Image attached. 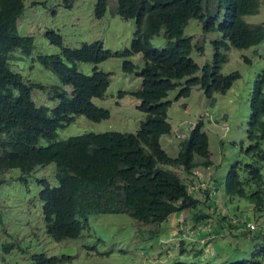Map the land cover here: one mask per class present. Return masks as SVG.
I'll use <instances>...</instances> for the list:
<instances>
[{"label": "trees", "instance_id": "16d2710c", "mask_svg": "<svg viewBox=\"0 0 264 264\" xmlns=\"http://www.w3.org/2000/svg\"><path fill=\"white\" fill-rule=\"evenodd\" d=\"M24 1L0 0V187L7 183L4 177L8 172L14 175L12 171H20L18 180L13 182L27 186L36 167L54 164L57 186L52 187L45 178L36 181L45 232L54 242L76 240L83 229L89 228L88 217L101 214H125L142 224L159 225L171 214L178 213L176 225L180 229L173 239L180 255L189 243L187 240L201 239L205 230H210L204 226L202 231L198 229L197 237L192 233L191 237L182 235V227L187 228L183 211L191 214L194 223L213 220L237 230L239 227L227 218L228 213H220L213 176L203 190L207 200L204 211L198 208L195 189L176 173L161 168L168 166L189 175L198 167L213 166L202 122L194 125L180 142L174 159L162 150L159 139L171 132L167 120L170 103L163 102L170 91L181 88L178 99L189 97L191 90L198 88L212 100L215 93L225 94L240 78L237 72L222 75L220 70L226 62L225 51L229 46L243 50L264 40L263 25L244 21L245 16L257 13L259 1L215 0L216 7L210 10V0H117L113 13L123 20L134 21L136 26L129 49L117 52L105 50L100 41L83 43L76 49L63 48L61 37L47 31L46 39L61 51L40 55L37 61L62 85L70 86V93L55 86L48 88L26 82L11 70L12 52L19 49L29 57L33 49L32 38L19 35L16 28ZM106 6L107 0H97L96 19L104 16ZM191 19L200 22L203 33L216 32L222 37L220 42L212 44V61L202 67L191 58V38L183 35ZM161 29H164L166 45L157 49L150 40ZM136 54L142 56L144 63L138 72L137 66L128 60ZM111 57L122 58V71L136 73L141 79L140 89L131 93L139 101L137 110L145 115L139 129L133 134L87 133L56 141L57 130L68 126L71 116H84L92 122L109 118V112L96 107L92 99H101L106 94L110 77L99 71L97 64ZM79 63L94 65L92 73L79 72L76 69ZM198 72L200 76L194 77ZM184 78L187 79L181 84ZM33 90H49L56 106L53 109L37 106L32 98ZM249 109L247 147L241 158L230 165L224 191L229 200L249 204L259 218L264 215V174L261 172L264 165V71L255 76ZM40 140L48 144L42 146ZM31 198L36 201L35 195ZM217 208L220 212H216ZM16 216L24 218L19 212ZM247 231L252 233L248 228ZM257 231L258 234L251 237L256 244L249 260L203 264H264V228L258 227ZM15 244L2 243L0 252L8 254ZM64 260L65 257L39 253L31 255L28 264H61Z\"/></svg>", "mask_w": 264, "mask_h": 264}, {"label": "rangeland", "instance_id": "374dc122", "mask_svg": "<svg viewBox=\"0 0 264 264\" xmlns=\"http://www.w3.org/2000/svg\"><path fill=\"white\" fill-rule=\"evenodd\" d=\"M259 1L257 13L244 17L250 25L264 26V0ZM97 0H25L22 14L16 22L17 32L33 40V49L29 57L17 49L10 55L9 66L21 75L24 81L41 84L45 87H58L67 92L70 86H64L49 70L45 69L37 58L40 55L59 54L61 48L52 45L46 39L47 31H54L62 39V47L79 48L83 43L100 41L105 50L111 52L129 49L135 22L126 21L113 13L117 0H107L106 12L101 19L94 16ZM216 7L215 0L208 2V8ZM184 37L192 40V60L199 66L210 63L213 58V43L220 42L219 33H203L201 24L195 19L188 21L183 30ZM153 47L161 49L166 45L164 29L150 40ZM226 62L220 73L228 75L237 72L240 78L225 93H215L212 100L202 91L193 88L189 97L177 99L181 88L167 94L163 102L170 103L167 120L171 132L159 139L162 150L172 159L177 157L180 142L188 136L190 129L199 121L209 140L211 168L198 167L186 174L180 169L161 166L164 170L176 173L184 183L195 189L198 208L204 211L207 202L203 190L210 183L211 176L216 181V198L219 210L228 213L227 218L239 228L230 229L224 222L205 221L194 223L191 214L183 211L186 227H182L188 237L198 236V231L206 229L201 239L194 238L185 245L183 255L177 251L173 239L180 229L176 225L178 213L171 214L161 224H142L125 214H101L88 217V229H83L76 240L54 242L45 232L41 218V202L38 199L37 179L45 178L52 187L58 185L55 179V166L50 164L36 167L28 179V185L18 184L15 179L21 175L15 170L5 174L7 183L0 187V246L2 243H16L11 251L0 252V264H28L31 255L44 253L48 256L65 257L61 264H203L204 262L228 263L247 261L253 251V240L258 227L264 228L263 217L255 216L252 207L243 200H229L225 195L224 181L232 163L239 160L247 147V122L250 115L249 98L255 76L264 71V40L248 49L238 50L231 46L225 51ZM245 59L250 62L247 63ZM128 60L137 66V72L143 66L140 54L132 55ZM122 58L111 57L99 64L97 69L110 77L109 86L103 98H93L92 103L109 112V118L92 122L84 116H71L72 122L56 132V141L87 133H135L145 115L137 110L139 101L131 96L141 87V79L122 71ZM92 64H77L76 69L86 75L92 73ZM198 72L194 77H199ZM184 78L180 81L184 84ZM125 93L120 95V93ZM32 98L37 106L53 109L57 102L51 99L50 91L33 90ZM39 144L47 145L40 140ZM264 174V165L261 167ZM13 178V179H12ZM12 179V180H11ZM210 191H213L210 189ZM35 195V199H32ZM22 213L24 218L16 216ZM183 216V217H184ZM210 223V224H208ZM247 224V225H246ZM209 225V226H208ZM223 225V226H220ZM246 226L256 228L248 233ZM244 227L245 230H244ZM199 229V230H198ZM192 242V243H191Z\"/></svg>", "mask_w": 264, "mask_h": 264}, {"label": "clouds", "instance_id": "9594fccd", "mask_svg": "<svg viewBox=\"0 0 264 264\" xmlns=\"http://www.w3.org/2000/svg\"><path fill=\"white\" fill-rule=\"evenodd\" d=\"M68 93H70V92H68ZM252 227V228H251ZM247 228L250 230V231H252L253 230V226H247ZM192 234H193V232H192ZM182 235H185V234H182Z\"/></svg>", "mask_w": 264, "mask_h": 264}, {"label": "built area", "instance_id": "2783aa9c", "mask_svg": "<svg viewBox=\"0 0 264 264\" xmlns=\"http://www.w3.org/2000/svg\"><path fill=\"white\" fill-rule=\"evenodd\" d=\"M252 228V227H251Z\"/></svg>", "mask_w": 264, "mask_h": 264}]
</instances>
